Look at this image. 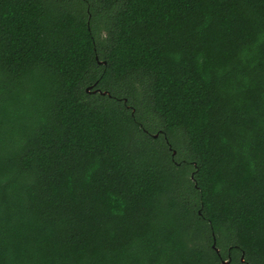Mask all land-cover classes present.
Listing matches in <instances>:
<instances>
[{
  "label": "trees",
  "instance_id": "obj_1",
  "mask_svg": "<svg viewBox=\"0 0 264 264\" xmlns=\"http://www.w3.org/2000/svg\"><path fill=\"white\" fill-rule=\"evenodd\" d=\"M229 257L264 264V0H0V264Z\"/></svg>",
  "mask_w": 264,
  "mask_h": 264
},
{
  "label": "water",
  "instance_id": "obj_2",
  "mask_svg": "<svg viewBox=\"0 0 264 264\" xmlns=\"http://www.w3.org/2000/svg\"><path fill=\"white\" fill-rule=\"evenodd\" d=\"M93 87H94V86H90V87H88V88H87V92H90L91 89H93ZM96 92H99V93H101V94H107V92H102L100 89L94 90V93H96ZM173 155H176V150H174ZM213 248L217 251V253L220 252V250H219V249L217 248V246H216V238H214ZM241 260H242V262H245V260H244V254H243ZM230 261H231V258L229 257L228 260H223V264H230Z\"/></svg>",
  "mask_w": 264,
  "mask_h": 264
},
{
  "label": "flooded vegetation",
  "instance_id": "obj_3",
  "mask_svg": "<svg viewBox=\"0 0 264 264\" xmlns=\"http://www.w3.org/2000/svg\"><path fill=\"white\" fill-rule=\"evenodd\" d=\"M90 92H94V90L93 89H91V91Z\"/></svg>",
  "mask_w": 264,
  "mask_h": 264
}]
</instances>
